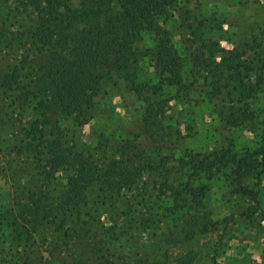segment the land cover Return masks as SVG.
<instances>
[{"label": "rangeland", "instance_id": "obj_1", "mask_svg": "<svg viewBox=\"0 0 264 264\" xmlns=\"http://www.w3.org/2000/svg\"><path fill=\"white\" fill-rule=\"evenodd\" d=\"M26 1L0 0V222L9 209L21 219L15 210L24 184L54 204L73 173L71 166L53 165L56 152L31 137V125L49 105L30 95L40 52L30 36L35 18ZM226 20L214 30L221 48L231 47L242 31L236 15ZM164 27L187 70L185 85L162 92L168 126L162 147L136 135L144 102L123 86L107 85L79 117L44 125L47 140L98 167L123 161L136 176L119 192L97 183L81 194L94 248L77 238L86 235L75 232V224L69 235L43 224L26 240L3 223L0 264H43L47 256L51 264H85V256L95 260L86 264H177L188 252L191 264H264V171L259 179L255 153L264 129V83L245 103L229 101L196 65L187 33L172 20ZM14 70L19 75L12 89L3 79ZM32 160L39 164L37 177ZM68 236L75 238L73 250Z\"/></svg>", "mask_w": 264, "mask_h": 264}, {"label": "trees", "instance_id": "obj_2", "mask_svg": "<svg viewBox=\"0 0 264 264\" xmlns=\"http://www.w3.org/2000/svg\"><path fill=\"white\" fill-rule=\"evenodd\" d=\"M27 0L35 24L30 36L39 54L36 58L31 97L48 103L31 125L34 141L48 144L56 154L53 165L71 166L73 173L60 201L51 204L47 194L32 192L24 184L21 200L14 215L4 212V220L17 238L30 239L41 225L49 224L56 231L69 235L75 232L88 250V218H82L81 194L97 183H106L116 191L129 185L136 176L122 162L98 167L60 145L54 138H44V125L60 118L79 117L105 90L123 86L144 102L137 122V133L143 140L162 147L168 128L163 121L167 99L165 87L179 89L185 80V55L170 37L165 25L172 22L183 29L193 48L196 65L211 77L213 89L235 104L245 103L264 83V0ZM229 2H232V6ZM238 18L239 33L229 48H221L214 35L227 19ZM234 26V24H233ZM18 71L6 75L3 84L11 87L18 81ZM17 85V83L15 84ZM13 89V88H12ZM42 148L46 144H41ZM255 153L260 156L259 179L264 171V129ZM32 160V175H41ZM230 167L225 164V168ZM45 171V170H44ZM36 178L35 182H40ZM259 201V200H257ZM256 210V209H255ZM254 210V211H255ZM82 231V232H81ZM66 244L73 250L74 237ZM102 251L101 248H95ZM87 253V252H84ZM80 255V254H79ZM90 256V254H89ZM43 264H51L49 256ZM92 257V256H91ZM100 256H98L99 258ZM81 262H93L89 257ZM193 252L181 256L177 264H191ZM104 264L103 261L99 262Z\"/></svg>", "mask_w": 264, "mask_h": 264}]
</instances>
